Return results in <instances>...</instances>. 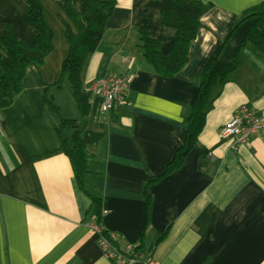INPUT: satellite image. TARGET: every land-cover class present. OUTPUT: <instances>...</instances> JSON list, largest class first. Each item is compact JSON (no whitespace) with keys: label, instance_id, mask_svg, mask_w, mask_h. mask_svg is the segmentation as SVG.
Instances as JSON below:
<instances>
[{"label":"crops","instance_id":"obj_1","mask_svg":"<svg viewBox=\"0 0 264 264\" xmlns=\"http://www.w3.org/2000/svg\"><path fill=\"white\" fill-rule=\"evenodd\" d=\"M39 1L53 51L40 67L26 68L21 93L0 111V264H115L91 230L97 217L105 231L155 264H264V131L246 145L218 136L243 105L264 117V52L241 50L237 70L212 92L196 144L177 171L161 177L184 143L196 74L215 57L234 20L262 0H195L212 7L199 19L186 65L170 79L145 64L138 30L163 40L162 53L176 32L146 7L154 0H116L81 81L86 93L94 79L123 76L126 99L103 113L90 98L85 117L72 94H62L67 81L55 86L68 53L57 20L64 17L54 2ZM26 11L22 0H0V35L9 27L32 42L36 31ZM62 119L74 120L80 133L101 134L86 148V190L99 201L98 216L63 153Z\"/></svg>","mask_w":264,"mask_h":264},{"label":"trees","instance_id":"obj_2","mask_svg":"<svg viewBox=\"0 0 264 264\" xmlns=\"http://www.w3.org/2000/svg\"><path fill=\"white\" fill-rule=\"evenodd\" d=\"M27 6V19L36 31L32 42L18 36L6 27L0 35V111L8 108L22 91V80L28 66L40 67L53 51V32L44 21L39 0H22ZM60 9L63 37L68 53L61 64L60 77L67 81L79 115L90 111V96L83 92L81 73L87 58L100 45L106 23L116 7V0H51ZM156 10L164 27L176 32L167 53L160 51L163 40H152L144 29H139L140 46L145 64L152 72L165 79L176 76L187 63L189 45L195 40L200 27L199 19L212 5L195 0H154L147 4ZM247 46L264 52V0L243 11L235 20L228 35L222 41L215 57L194 78L197 93L186 120V136L183 145L175 152L161 177L177 171L190 150L196 144L205 126V117L211 96L217 85L223 84L239 65V54ZM51 111L58 109L51 97H45ZM71 132L67 137L66 133ZM64 155L69 160L77 188L86 194L99 215V201L86 190L89 174L86 164V148L96 143L101 134L80 133L74 120H61L58 130ZM158 180V179H157ZM155 180L151 181L154 182ZM147 210L150 196L144 191ZM97 225H100L97 217ZM105 234V233H104Z\"/></svg>","mask_w":264,"mask_h":264},{"label":"built area","instance_id":"obj_3","mask_svg":"<svg viewBox=\"0 0 264 264\" xmlns=\"http://www.w3.org/2000/svg\"><path fill=\"white\" fill-rule=\"evenodd\" d=\"M86 93L92 99L99 101L100 112L109 113L117 105L125 102L127 81L123 76H102L88 83ZM261 131H264V117L253 113L243 105L219 130L218 136L221 139L231 138L236 145H246ZM91 230L97 235L98 245L107 260L115 264H155L150 254L138 247L123 243L121 238L105 231L101 225L95 224L91 226Z\"/></svg>","mask_w":264,"mask_h":264},{"label":"rangeland","instance_id":"obj_4","mask_svg":"<svg viewBox=\"0 0 264 264\" xmlns=\"http://www.w3.org/2000/svg\"><path fill=\"white\" fill-rule=\"evenodd\" d=\"M42 1V0H41ZM47 2H50V4H52V1L51 0H48ZM47 13L50 15V10H49V8L47 9ZM51 17L53 18V20H52V24H51V26H52V28L54 29V31L56 32V34L58 33L57 31H58V28L55 26V24L57 23V21H56V19H55V17H53L52 15H51ZM57 20L59 21V23L61 22L60 20H59V18H57ZM55 23V24H54ZM60 25H61V23H60ZM66 86H68L67 85V83L65 82L64 83V87H63V91H62V94L63 95H65V90H68V92H69V94H71V90H70V87L68 86V87H66ZM66 88V89H65Z\"/></svg>","mask_w":264,"mask_h":264}]
</instances>
